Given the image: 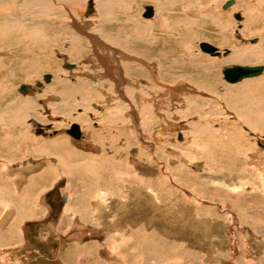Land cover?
I'll use <instances>...</instances> for the list:
<instances>
[{
  "label": "rangeland",
  "instance_id": "rangeland-1",
  "mask_svg": "<svg viewBox=\"0 0 264 264\" xmlns=\"http://www.w3.org/2000/svg\"><path fill=\"white\" fill-rule=\"evenodd\" d=\"M227 1L0 0V264H264V58L208 63L264 0Z\"/></svg>",
  "mask_w": 264,
  "mask_h": 264
},
{
  "label": "bare ground",
  "instance_id": "bare-ground-1",
  "mask_svg": "<svg viewBox=\"0 0 264 264\" xmlns=\"http://www.w3.org/2000/svg\"><path fill=\"white\" fill-rule=\"evenodd\" d=\"M142 1V0H141ZM159 2V1H158ZM233 3V2H232ZM231 3V4H232ZM90 4V5H89ZM89 4H88V6H87V13H89V12H91V10L93 9V7H92V2L90 1L89 2ZM230 4V5H231ZM159 6V5H158ZM89 8H91V9H89ZM159 8H160V6H159ZM90 10V11H89ZM162 10V9H161ZM247 11V10H246ZM155 12V11H154ZM245 13V12H244ZM246 15V14H245ZM243 48H236L235 47V50L233 49L232 50V52H230V54L229 55H227V56H225V57H223V58H219V59H217V60H209L208 61V63H210V64H213L214 65V67H216V66H218V65H222V64H225V63H231V62H235V64L237 63V62H244L245 60H249V59H251L252 57H253V54H251V52H253L255 55L257 54V55H259L260 57H261V59H263L264 58V51H262V55L259 53V51L258 50H260L258 47H255V46H253V47H248V48H245L244 50H242ZM214 51H217V49L215 50H213V52ZM256 51V52H255ZM227 52V51H226ZM225 52V53H226ZM125 55V54H124ZM242 65V64H241ZM248 67V66H247ZM249 67H252V66H249ZM254 67H256V66H254ZM263 71V67H262V70L260 71V73ZM224 72V71H223ZM260 73H258V74H260ZM258 74H254V75H251V76H245V77H242V78H240V79H238V80H236V81H240L241 79H243V78H246V77H254L255 75L257 76ZM223 75H224V73H223ZM48 77V80H49V75H45L44 76V78L45 77ZM118 77V76H117ZM120 77V76H119ZM224 79L226 80V81H228L226 78H225V76H224ZM254 79H258L259 80V78H254ZM253 78H252V80H254ZM260 79H263V78H261L260 77ZM47 81V80H46ZM236 81H228V82H236ZM96 84V85H95ZM94 85L95 86H97V83H95ZM143 87V86H142ZM176 90V89H175ZM174 93V92H173ZM171 95V94H170ZM170 95H168V96H170ZM173 95V94H172ZM140 99V98H139ZM149 102V101H148ZM153 102V101H152ZM151 103V102H150ZM153 104H155V103H153ZM154 106V105H153ZM117 111H118V109H117ZM140 111V110H139ZM144 111V110H143ZM145 113V112H144ZM147 113V112H146ZM140 114V113H139ZM83 116V115H82ZM140 117V116H139ZM78 118V117H77ZM83 120V119H82ZM143 123V122H142ZM85 124V123H84ZM144 124V123H143ZM86 126V125H85ZM88 126V125H87ZM86 126V129H88V127ZM143 127H146L147 125L145 124V125H142ZM81 128V127H80ZM141 128V127H140ZM79 131H80V129H79ZM71 135V134H70ZM80 135V134H79ZM72 136V135H71ZM80 137V136H79ZM78 137V138H79ZM59 139V138H58ZM52 143V142H51ZM57 143H59V142H57ZM99 148V147H98ZM4 152V151H3ZM10 160V159H9ZM15 161V160H14ZM9 162V161H8ZM10 205H8V206H6V208H9L8 210H10V207L13 209V207L12 206H10ZM5 218V217H4ZM2 221V220H1ZM113 251V250H112Z\"/></svg>",
  "mask_w": 264,
  "mask_h": 264
},
{
  "label": "water",
  "instance_id": "water-1",
  "mask_svg": "<svg viewBox=\"0 0 264 264\" xmlns=\"http://www.w3.org/2000/svg\"><path fill=\"white\" fill-rule=\"evenodd\" d=\"M233 1L229 0L225 3L224 7L229 6ZM90 5V4H89ZM91 9V8H89ZM90 11V10H89ZM152 15V10L151 7L147 6L146 10L144 12V16L145 17H150ZM236 18H239V15H236ZM201 48L204 51H213L215 48L212 45L206 44V43H201ZM262 70V66H256V67H247V66H233V67H228L224 70V76L228 81H236L242 77L245 76H251L254 74H258L260 73V71ZM45 80L48 81V77H45ZM24 87L22 86V88L20 90H23ZM68 133L72 135L73 138L78 139V137L80 136V131H79V127L78 125H72L70 127V129L68 130Z\"/></svg>",
  "mask_w": 264,
  "mask_h": 264
}]
</instances>
